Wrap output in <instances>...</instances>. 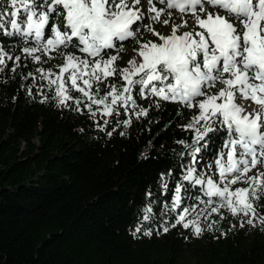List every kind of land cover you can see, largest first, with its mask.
<instances>
[{
	"label": "snow or ice",
	"instance_id": "6c2138e0",
	"mask_svg": "<svg viewBox=\"0 0 264 264\" xmlns=\"http://www.w3.org/2000/svg\"><path fill=\"white\" fill-rule=\"evenodd\" d=\"M139 5L141 0H0V37L12 41L7 46L0 43V74L6 69L17 73L22 59L40 65L59 54L63 62L54 66L58 71L37 67L22 74L24 80L46 83L22 88L29 96L35 88L41 104L52 101L56 108L81 114L86 109L96 129L108 137L118 128L130 127L133 117L139 120L151 108L160 109L162 101L198 109L183 126L194 133L191 142L178 141L188 150L180 156L190 157L180 165V179L171 170L160 177L163 193L172 192L160 216L175 214V222L165 221L162 232L180 225L199 237L205 231L201 217L207 220L216 214L223 219L222 210L254 225L256 204L264 197V170L249 175L264 166V0H145L143 8ZM165 15L168 19L161 20ZM186 16L191 18L190 28ZM158 23L171 24L170 33L157 31ZM142 30L157 39L136 41L139 63L133 57L118 68V54L105 56L107 50L122 52L124 42L136 39ZM69 48L81 55L61 51ZM117 76L118 83H107ZM134 91L138 98L155 99L148 108L141 107ZM113 117L115 125L106 131ZM215 137L220 144L208 161ZM237 184L242 186L234 187ZM188 199L196 202L188 204ZM155 204L151 200L140 210L142 220L131 233L134 238L141 232L153 235L143 223L156 219ZM259 220L264 226V216ZM215 223H208L207 230Z\"/></svg>",
	"mask_w": 264,
	"mask_h": 264
},
{
	"label": "trees",
	"instance_id": "16d2710c",
	"mask_svg": "<svg viewBox=\"0 0 264 264\" xmlns=\"http://www.w3.org/2000/svg\"><path fill=\"white\" fill-rule=\"evenodd\" d=\"M0 43L7 46L12 41L0 37ZM70 52L81 55L76 49ZM62 62L55 58L37 65L22 59L17 73L6 69L0 74L6 81L0 84V264H264V226L259 220L264 197L256 204L254 225L222 210L223 219L216 214L207 220L201 217L205 231L199 237L180 225L162 232L165 221L175 222V214L160 216L172 197L171 191L163 193L160 177L171 170L179 180L180 165L190 159L180 156L188 150L178 141L190 143L194 135L183 129L191 109L162 101L160 109L151 108L139 120L133 117L130 127L108 137L96 129L86 109L81 114L56 108L52 101L41 104L35 88L33 96L22 88L46 83L24 80L22 74L37 67L58 71L54 66ZM116 66L123 67L119 62ZM118 82V76L107 81ZM43 91L51 94L47 88ZM136 98L145 108L155 99ZM124 119L121 109L119 120ZM115 122L116 117L111 118L106 131ZM219 144L215 137L208 161ZM197 168L201 170V164ZM261 170L264 166L258 165L249 175ZM169 188H174L171 179ZM151 200L157 201L156 219L143 227L153 229V235L141 232L134 238L140 210ZM212 221L216 223L208 231Z\"/></svg>",
	"mask_w": 264,
	"mask_h": 264
},
{
	"label": "rangeland",
	"instance_id": "374dc122",
	"mask_svg": "<svg viewBox=\"0 0 264 264\" xmlns=\"http://www.w3.org/2000/svg\"><path fill=\"white\" fill-rule=\"evenodd\" d=\"M144 2H145V0H141V5H139V7L143 8ZM156 7L157 8H160V7H162V5H160V4L157 3L156 4ZM173 18H174V21L176 23H179V18H178V14L177 13H175V12L173 13ZM185 18L189 20V28H190L192 26L191 25V18H190V16H186ZM60 19L62 20V18H60ZM163 19H168V17L166 15L165 16H162L161 17V20H163ZM155 27H156V30L157 31L161 32L164 35L169 34L170 31H171V24L165 26L162 23H158V24L155 25ZM189 28H181L180 31L181 32L187 31V30H189ZM156 39L157 38L155 36H153L150 33L145 32V31L142 30L141 33H140V35L137 36L136 39H130V40L124 42V44H123V51L122 52L117 53L116 50H107L106 53H105V56L107 57V56H110V55H117L118 54L119 57H120V59H118L116 61V63L119 62L123 66H125L127 64L128 60L131 59V58H133V57H135L137 63H139L141 58L134 51V49H135L134 46H136V48L138 47L136 41L137 40H156ZM117 48H119V44H117ZM70 50H73V49H71V48H69L67 50L61 49L62 52L63 51H70ZM53 55H54V57L56 59H58V61H61L62 60V57L59 54L53 53ZM217 87H219V85H217ZM212 91H215V89H212ZM197 112H198V109H196V108L191 109V114H192L191 117L195 116L197 114Z\"/></svg>",
	"mask_w": 264,
	"mask_h": 264
}]
</instances>
